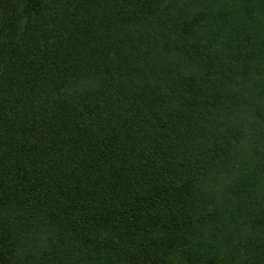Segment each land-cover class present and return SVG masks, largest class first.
<instances>
[{"label":"trees","instance_id":"obj_1","mask_svg":"<svg viewBox=\"0 0 264 264\" xmlns=\"http://www.w3.org/2000/svg\"><path fill=\"white\" fill-rule=\"evenodd\" d=\"M224 2L0 0V264H264V0Z\"/></svg>","mask_w":264,"mask_h":264},{"label":"rangeland","instance_id":"obj_2","mask_svg":"<svg viewBox=\"0 0 264 264\" xmlns=\"http://www.w3.org/2000/svg\"><path fill=\"white\" fill-rule=\"evenodd\" d=\"M221 7L224 9L226 7V4L224 0H177L176 6H172L171 10L179 16L180 13L185 14V18L190 14L192 11L195 12L196 10H199L200 8H205L207 11H219L218 9ZM207 19L205 22V26L203 27V35L204 37L210 38L214 43V46L220 47L222 46V42L225 43V27L227 20L221 19ZM254 19H252L251 22H253ZM233 25H236V20ZM230 24H228V27ZM216 29V31L214 29ZM209 31V32H208ZM211 32V33H210ZM217 33V35H216ZM256 86L255 80L248 79V82L244 83V90L248 89L247 95L249 98H255L254 95V87ZM252 119V118H251ZM34 252V251H33Z\"/></svg>","mask_w":264,"mask_h":264}]
</instances>
